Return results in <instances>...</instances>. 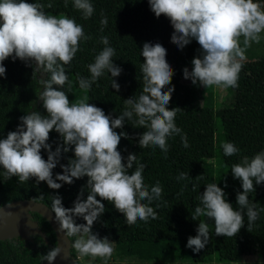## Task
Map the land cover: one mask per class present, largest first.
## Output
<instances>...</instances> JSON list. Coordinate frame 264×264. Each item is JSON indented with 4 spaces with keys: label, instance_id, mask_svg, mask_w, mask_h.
I'll list each match as a JSON object with an SVG mask.
<instances>
[{
    "label": "clouds",
    "instance_id": "1",
    "mask_svg": "<svg viewBox=\"0 0 264 264\" xmlns=\"http://www.w3.org/2000/svg\"><path fill=\"white\" fill-rule=\"evenodd\" d=\"M148 3L157 18L163 15L170 20L174 28L173 44L183 50L195 39L202 49V56L193 58L191 71L187 67L183 69L185 79L206 89L238 86L246 51L253 42L259 43L264 33L262 3L254 0H148ZM73 6L84 19L94 13L90 0H73ZM44 8L42 3L27 0H0V77H6L4 61L10 57L33 67V77L36 73L48 74L47 79H40L44 90L39 94L46 114L35 111L21 116L17 129L0 139V167L6 180L16 177L23 184L35 178L37 184L46 182L55 190L63 183L72 184L74 179L88 177L73 207H64L62 197L56 195L51 210L59 222L60 231L67 237H78L72 246L81 257L100 258L107 264L113 256L115 242L107 236L101 239L98 233L92 232L94 222L105 212L102 201L113 204L126 222L133 225L138 220L147 223L149 218H157L151 205L162 195L159 182L150 190L145 185L143 173L146 165L138 162L137 154L129 153L127 163L124 162L125 157L118 147L121 138H128V134L118 133L116 129H123L126 121H131L134 127L146 129L139 135V147L158 146L166 158L167 139L181 133L175 123L176 114L181 109L168 108L175 86L165 90L172 83L174 70L166 59L167 50L162 44L145 42L142 48V93L124 99L126 107L118 118L106 115L102 108L89 103L87 96L73 103L68 95L72 87L65 65L76 56L80 41L89 37L75 19L49 15ZM107 22L106 17L102 18V25L106 26ZM100 40L105 47L88 65L90 79L78 78L83 90L90 89L105 71L114 78L123 71L114 64L112 58L116 50L108 46V37L102 36ZM66 83L67 92L62 90ZM111 87L117 92L120 90L115 79ZM53 130L61 138L55 151L48 143ZM181 139L187 148V138L182 136ZM222 148L224 155L229 157L239 151L230 142L222 144ZM42 149L47 150V160L42 156ZM70 151H74V158H70L68 164H60L62 154ZM58 164L63 172L57 173L54 179L53 169ZM134 165V171L129 173ZM231 172L241 181L243 189L237 193L238 209L226 200L224 189L217 183L206 185V190L199 196L200 206L191 213V218L199 223L197 235L190 236L186 246L195 253L204 249L210 240L208 223L198 218L214 221L216 236L233 237L244 227L245 215L247 229L251 232L260 211H264L257 210V205L249 200V194L256 190L255 185L264 183V151L252 158L244 156L240 163L231 166ZM188 177V173L181 172L177 180ZM85 188L88 192L86 199L83 198ZM159 207L157 204L156 208ZM74 217H82L86 223L77 224ZM61 252V247L55 246L40 259L52 264Z\"/></svg>",
    "mask_w": 264,
    "mask_h": 264
},
{
    "label": "trees",
    "instance_id": "2",
    "mask_svg": "<svg viewBox=\"0 0 264 264\" xmlns=\"http://www.w3.org/2000/svg\"><path fill=\"white\" fill-rule=\"evenodd\" d=\"M29 3H42L44 11L49 15L74 16L73 19L83 26L85 35L89 39L81 40L79 51L69 65H65L67 75L71 79L74 89L83 91L88 102L104 110L106 115L118 118L125 110L124 99L139 96L143 88V73L141 65L144 62L142 48L145 42L160 43L166 50V59L174 70L172 83L167 88L175 86L172 99L168 105L173 109L172 102L179 94L184 81L183 69L192 67L194 57L202 56V49L195 39L185 46L183 50L171 42L174 28L170 20L161 15L156 17L151 11L148 0H90L94 7L93 15L84 19L80 11L73 6V0H27ZM51 4L49 8L47 5ZM107 18V25L101 24L102 18ZM103 28V31L101 29ZM107 36L110 47L116 52L112 58L114 64L123 69L118 77L105 73L88 90L79 87L78 78L90 79L88 65L93 63L105 45L100 38ZM6 77H0V139L6 138L9 131H15L20 124V117L31 112L39 111L46 114L43 101L39 94L43 91L41 81L27 76L17 61L4 62ZM48 74L46 73L47 79ZM120 85L119 92L112 88V81ZM135 115L133 120H135ZM177 127L181 129L179 135L167 139L168 152L166 154L158 146L147 148L139 147V135L146 129L137 128L126 121L123 129L128 138H121L118 150L125 157L129 153L137 154V160L146 165L143 177L144 183L149 187L159 182L162 187L161 199L153 201L152 205L157 212V218H149L148 222L138 220L129 225L122 213L114 205L104 200L105 212L94 222L92 232L98 233L103 239L105 236L115 242L116 248H126L129 254H137L143 258L137 264H213L215 258L220 262H240L245 256L260 255L264 258V211H260L252 231L247 229V216L245 225L233 237L215 235L214 221L205 219L209 225L210 240L199 253L193 252L187 245L190 236H196L199 221L191 218L195 207L200 206L199 196L206 190L209 183H217L224 189L226 200L234 209H238L236 197L242 192L241 181L235 179L231 166L240 163L244 156L252 158L255 154L264 151V107H221L215 113V156L216 165L206 160L194 157L192 143L194 135V112L191 109H181L175 117ZM187 138L188 147L185 148L181 137ZM61 142V138L54 130L50 133L48 143L52 144L53 151ZM233 143L239 151L233 156H225L222 144ZM126 149V151H125ZM42 156L47 160V150L42 149ZM74 158V151L62 154L60 164H68ZM60 164L53 169V176L62 173ZM129 169V173L134 171ZM181 172L188 173L186 180H177ZM201 176L199 179L197 177ZM88 177L74 179L72 184L63 183L56 190V195L62 197L64 207L71 208L87 184ZM62 183L61 181H57ZM41 183V182H40ZM39 183V184H40ZM225 183L227 187H225ZM37 185L35 178L23 184L18 178L6 180L3 169L0 167V195L10 187H23ZM196 185V190H193ZM255 191L249 194L251 203L257 205V210L264 209V183L255 185ZM88 192L85 188L84 199ZM30 198L43 202L52 207V203L41 194H32L6 200L0 206L14 200ZM97 199H100L97 197ZM147 203V201H144ZM159 204L160 207L156 208ZM32 220L38 225L44 236L32 235L29 238L16 237L0 240V264H39L40 259L56 246V234L49 222L39 213L31 212ZM77 224L86 223L82 217H74ZM73 242L77 236L69 237ZM117 243V244H116ZM122 244V245H120ZM124 244V245H123ZM76 256L72 246V259ZM183 259V262H162L159 259ZM71 264H82L77 260ZM95 264H105L100 261ZM107 264H122L109 262Z\"/></svg>",
    "mask_w": 264,
    "mask_h": 264
},
{
    "label": "rangeland",
    "instance_id": "3",
    "mask_svg": "<svg viewBox=\"0 0 264 264\" xmlns=\"http://www.w3.org/2000/svg\"><path fill=\"white\" fill-rule=\"evenodd\" d=\"M264 5V0H254ZM69 18L74 16L64 15ZM259 43L253 42L246 51V59L242 61V70L239 74L238 86L235 88L212 86L205 88L203 86L194 85L190 79H185L179 94L174 98L172 106L180 109H191L194 112V135L192 143V154L194 157L202 158L209 163L216 165L215 156V113L221 107H264V33L261 34ZM243 38H241L242 41ZM13 61L10 58L4 62ZM24 73L34 80L46 78V73H36L33 77L34 68L26 65L25 62L17 59ZM14 61V62H15ZM193 67V65H192ZM192 67L189 71H191ZM66 74H67V69ZM69 81L72 82L69 78ZM68 84L63 86L62 90L67 92ZM71 102L83 99L85 92L74 89L68 93ZM54 178V176H53ZM32 194H41L51 203L53 197L56 196V190L51 189L46 182H41L37 185L10 187L0 195V202L6 200L25 197ZM117 244V243H116ZM122 245V244H120ZM124 245V244H123ZM76 252L75 258L82 264H95L104 261L100 258L93 259L90 256L81 257ZM143 258L137 254H129L126 248H116L114 243L113 256L109 262L122 264H137L142 263ZM145 261V260H144ZM162 262H183V259H159ZM213 264H264V258L260 255L245 256L240 262H220L213 258Z\"/></svg>",
    "mask_w": 264,
    "mask_h": 264
},
{
    "label": "water",
    "instance_id": "4",
    "mask_svg": "<svg viewBox=\"0 0 264 264\" xmlns=\"http://www.w3.org/2000/svg\"><path fill=\"white\" fill-rule=\"evenodd\" d=\"M31 212L42 215L56 234V246H60L62 252L52 264H71L73 260L72 241L65 232L60 231V225L55 218V213L46 203L23 198L0 206V240L16 237L29 238L32 235L44 236L41 229L32 220ZM39 264H49V262L44 261Z\"/></svg>",
    "mask_w": 264,
    "mask_h": 264
}]
</instances>
